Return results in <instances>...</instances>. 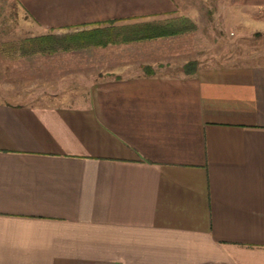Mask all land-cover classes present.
I'll list each match as a JSON object with an SVG mask.
<instances>
[{
    "label": "crops",
    "instance_id": "obj_1",
    "mask_svg": "<svg viewBox=\"0 0 264 264\" xmlns=\"http://www.w3.org/2000/svg\"><path fill=\"white\" fill-rule=\"evenodd\" d=\"M13 1L43 34L213 3L238 38L264 34V0ZM195 40L72 52L98 56L85 89L0 100V264H264V61L198 57Z\"/></svg>",
    "mask_w": 264,
    "mask_h": 264
},
{
    "label": "rangeland",
    "instance_id": "obj_2",
    "mask_svg": "<svg viewBox=\"0 0 264 264\" xmlns=\"http://www.w3.org/2000/svg\"><path fill=\"white\" fill-rule=\"evenodd\" d=\"M186 2L187 7L190 4L200 6L199 3ZM217 5L219 4L213 3V11L209 16L197 10L200 16L194 22L188 19L191 29L180 34L196 37L198 57L210 56L211 53H227L228 57H234L238 63L264 61V34H248L238 38L234 33L236 25L239 24L238 17H226L227 14L220 16ZM18 9V2L0 0V100L41 103L43 97L51 93L61 94L70 90L76 93L85 89L87 82L83 83L82 79L89 78L88 74L95 68L91 62L96 61L98 56L84 51L79 55H21L14 49L16 44L29 37L44 35V29L35 19L23 15L18 17ZM230 13L231 11L228 12ZM248 20L251 18L246 17L244 22ZM132 23L141 24L142 21ZM163 23L165 22H160ZM256 26L260 28L259 24ZM168 71L175 72L176 68Z\"/></svg>",
    "mask_w": 264,
    "mask_h": 264
},
{
    "label": "trees",
    "instance_id": "obj_3",
    "mask_svg": "<svg viewBox=\"0 0 264 264\" xmlns=\"http://www.w3.org/2000/svg\"><path fill=\"white\" fill-rule=\"evenodd\" d=\"M113 23H108V27L98 25L89 30L29 37L19 41L14 49L21 55L52 56L57 53H72L97 47L104 48L110 44L151 41L177 36L191 29L189 20L186 18L172 19L163 24L148 22L114 26ZM255 35L260 36L259 33ZM142 69L146 75L153 73L151 67H143ZM195 69L196 63L189 62L183 67V72L193 74Z\"/></svg>",
    "mask_w": 264,
    "mask_h": 264
}]
</instances>
